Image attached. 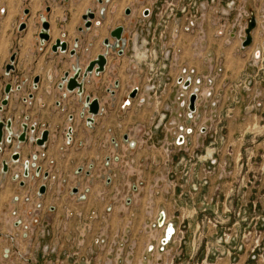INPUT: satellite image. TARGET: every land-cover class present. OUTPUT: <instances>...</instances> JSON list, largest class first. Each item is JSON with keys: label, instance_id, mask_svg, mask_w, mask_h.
Listing matches in <instances>:
<instances>
[{"label": "rangeland", "instance_id": "374dc122", "mask_svg": "<svg viewBox=\"0 0 264 264\" xmlns=\"http://www.w3.org/2000/svg\"><path fill=\"white\" fill-rule=\"evenodd\" d=\"M54 1L49 0L50 4ZM58 1L66 7L74 2L69 8L73 15V12L92 10L97 17H105V5L99 6L96 0ZM113 1V10H120L125 19H128L124 14L126 6L135 13L136 30L126 36V59L121 61L123 56L114 53V64L122 63L118 71L131 80L124 97L134 88L140 89L137 99L123 110L119 99L113 100L108 93V112L118 113L124 119L123 123H116L120 144L130 146L134 142L135 149L138 147L129 161L114 166V178L124 179L128 189L130 179L144 181L150 206L156 197L176 199L172 219L178 225L175 241L180 249L170 264L186 263L184 249L190 251V256L186 257L194 264L202 256L215 260L228 256L236 260L238 256L248 255L252 262L264 261V0H220L219 8L211 9L207 17H203L205 12L201 9L198 16L191 11L192 18L198 20L191 32L183 30L184 25H188L186 14L178 11L175 20H169L166 15L164 19L169 22L164 35H156L155 26L149 29L141 18L147 7L157 12L160 0H136L131 4L125 0L126 6L122 8L123 0ZM232 1L236 6L229 8ZM168 9L166 5L164 13ZM217 12L223 17L216 16ZM44 15L49 14L45 11ZM70 18L71 15L63 18L64 26L70 24ZM156 18H153L154 23ZM252 19H256L253 43L246 49L249 53L260 52L261 57L257 60L253 55L243 58L246 60L244 73L234 79L227 78L225 71L230 60L227 57H236L242 50L243 30H248ZM121 23L123 20L118 24ZM175 28L179 33H174ZM84 31L90 32L85 28ZM189 48L194 61L207 62V73L190 68L185 54ZM88 54L86 51L74 58L69 52L61 55H69L74 60L69 70L72 72L74 67L87 63ZM113 71L116 77L117 71ZM158 73H161L158 79L161 88L154 93L148 88ZM187 74L202 82L196 86L193 81V86L183 91L177 80ZM197 88L200 94L197 111L190 118L185 102ZM142 99L146 101L142 103ZM182 127L193 133L187 135L186 131H181ZM124 134L128 142L124 139L126 136L122 139ZM179 134L187 137L182 146L175 143ZM68 182L70 192L78 186L76 181ZM135 217L134 213L128 216L126 230L134 228ZM96 218L104 223L108 220L98 216L84 219V232L74 236L66 225L53 228L36 217L40 221L32 229L40 250L36 264H86V258L91 264H130L127 258L136 257L137 246L126 234L118 233L111 238L101 231L95 243L97 249H88L86 238ZM148 228L152 230L151 226ZM47 239L49 243L44 242ZM102 240L106 243L102 244ZM47 246H50L49 251L45 250ZM56 247L58 249L52 252ZM0 264L27 263L25 259L10 257Z\"/></svg>", "mask_w": 264, "mask_h": 264}, {"label": "crops", "instance_id": "0c3cea01", "mask_svg": "<svg viewBox=\"0 0 264 264\" xmlns=\"http://www.w3.org/2000/svg\"><path fill=\"white\" fill-rule=\"evenodd\" d=\"M124 1L121 2V8L126 6ZM135 1L129 0V3ZM58 2L60 1L56 0L50 4L49 0H0V107L5 99L6 87L9 84L13 87L9 105L0 113V120L14 119L17 131H20L18 128L21 124L28 122L29 125H37L39 132L45 130L50 132V139L45 149L26 144L21 150V163L30 161L35 155H45V158L39 161V165L43 167V174H50V179L47 182L42 179L35 183L27 182L22 187V180L14 181V172H11L4 180L5 183L1 185L0 262L11 257L15 260L25 259L27 264H36L40 251L36 242L38 239L33 237L32 232L34 226L38 225L34 224L36 217L53 228L60 229L67 226L68 232L76 236L84 232L82 228L84 219L98 216V218L106 217L108 220L105 223L97 218L92 220V231L86 238L88 249L94 251L97 249L95 243L101 231H105L111 238L118 233L126 234L131 241L136 242L137 246L136 257L127 258L130 264H170L175 252L180 249V247L177 249L175 241L178 225L172 219L176 199L165 200L163 197H156L150 206L148 204L150 199L146 193L148 189L143 188L144 181L130 179L131 185L128 189L124 179L119 176L114 178L116 173L114 166L129 161L130 156L138 149L125 145L123 140L121 142L124 145L120 144L116 123L118 121L123 123L124 119L118 113L108 112L110 91L115 92V96L111 94L110 96L113 100L119 99L121 110L124 109L123 106L132 93L124 97L126 87L130 85L131 80L122 71L121 73L118 71L122 68V63L114 64L116 57L110 54L106 72L100 77L93 75L85 84L84 97L80 98L77 93L67 94L65 90L59 89L61 79L74 65V60L69 55L52 52V46L59 39L66 41L70 50L78 41L77 53L89 52L87 63L81 66L85 69L90 62L106 52L103 47L104 42L110 38L116 28L124 27L126 36L135 32L136 23H133L135 13L125 19L120 10L118 12L113 10L112 0L109 5L110 12L108 6H105L104 9H107L105 17H97L93 29L85 32L82 31L85 28L83 17L88 7L85 13L79 11L73 12V15L69 8L73 7L74 2L70 4L71 7ZM128 8L130 7L126 6L124 14ZM47 9L51 10L50 14L46 15L51 25V42L42 47L39 41L41 31L39 19ZM26 10L30 11L28 18L24 16ZM66 15H71V22L67 27L62 22ZM122 20L123 23L118 24ZM126 21L132 22L126 24ZM22 23H26L28 29L20 33L19 27ZM227 52L224 50L225 54ZM255 52L249 53L247 49L242 48L237 52L236 57H227L230 60L227 61L225 77L232 76L234 79L244 73L246 60L243 58L252 55L257 58L259 53ZM185 54L188 56L191 69H196L201 74L207 73V62L194 61L190 48ZM13 55H17L15 71L7 76L6 68ZM125 56L126 53L121 61L126 59ZM124 66L123 62V68ZM113 70L117 71L116 77L112 75L115 74ZM193 72L195 73V70ZM37 77L40 78V83L38 89L34 90L33 83ZM116 85H119L118 89H115ZM87 96L100 99L103 109L92 127H88V115L85 118L81 117L83 102ZM133 101L131 100L130 106ZM69 129L73 130L71 142L67 138ZM126 135H122V139ZM176 139L177 137L175 141ZM16 148V141L12 147L5 148L0 156V166L3 161L11 160ZM139 159L143 160L141 156ZM14 171L21 175L23 170L19 166ZM68 181H76V185H80V194L88 191L85 201L79 202L77 196L71 195L67 186ZM43 185H47L48 190L46 195L39 197ZM141 188L145 191L142 192ZM57 191L61 194L58 195ZM104 194L105 196L102 197ZM122 196L125 198L123 199ZM133 213L136 216L133 219L134 228L126 230L127 221L130 219L128 216ZM161 213L166 215L163 228L159 226ZM169 223L175 225L176 233L163 250L166 225ZM150 226L152 230H149ZM44 242L49 243L50 240ZM184 254L186 263L180 264H194L188 260L189 257H186V255L190 256V251L184 249ZM196 264H264V261L252 262L248 255L238 256L236 260L228 256L217 260L202 256Z\"/></svg>", "mask_w": 264, "mask_h": 264}, {"label": "water", "instance_id": "95a60500", "mask_svg": "<svg viewBox=\"0 0 264 264\" xmlns=\"http://www.w3.org/2000/svg\"><path fill=\"white\" fill-rule=\"evenodd\" d=\"M65 2H69L70 0H64ZM79 1V0H74ZM99 6H107L108 1L110 0H96ZM105 10L103 9V13L105 15ZM51 10L47 9L46 13L50 14ZM30 13L27 11L24 13V16L27 17ZM130 15V10L128 9L126 11V16ZM145 16H148V11L145 12ZM97 19V15L94 11L89 10L83 17V21L85 22V30L90 31L94 25V22ZM40 23H41V31L39 34V41L42 47L46 46L51 42V25L49 21L47 20L45 15L40 16ZM256 27V19H252L249 25V28L247 30V37L245 42L243 43L242 48L246 49L250 47L253 43V37H252V31ZM28 29V25L26 23H22L19 27V32L23 33ZM84 31V29H82ZM78 41L75 42L74 48L72 50H69V44L66 41L63 40H57L54 45L52 46V52L53 54H67L70 53V56L72 58L77 57V50H78ZM104 46L106 48V52L102 55H99L97 59L90 62L85 69H83L80 65L73 68L72 72H66L63 78L61 79L60 84V91H66L67 94H74L77 93V95L80 98H83L85 95V84L89 82V79L95 75L96 77H100L106 72V68L108 66V57L110 54L116 53L118 56L122 57L126 53V49L128 46V39L126 37V30L124 27L120 26L116 28L112 33L108 40L104 42ZM259 54L257 55V57ZM17 55H13L10 59V63L6 68V75L10 76L11 73L15 71V63H16ZM193 77L190 76L186 81H184V78L181 77L178 80V84L183 85L184 91L188 90L193 86ZM201 79L196 80V86H199L201 84ZM40 78L37 77L34 80L33 88L34 90H37L39 87ZM119 85H116L115 89H118ZM21 90V89H20ZM13 92L12 85H8L5 89V99L1 103L0 107V113L4 111L5 108L9 105V98ZM198 93L199 89H195L193 93L191 94L189 98V117L193 118V115L196 113L197 108L196 104L198 101ZM110 94L112 96H115V92L110 91ZM139 94V90L135 89L129 96V100L125 103L123 108L130 106L131 100L137 99ZM32 98V97H31ZM83 112L81 117L85 118L86 115H88L87 124L88 127H92L95 123L96 117L100 116L103 112V109L101 107V101L100 99H92L90 96L85 97L83 102ZM20 131H17V126L14 122V119H8L6 121L0 120V156L4 153L5 148L12 147L14 142H17V148L16 152L12 156L10 161H3L0 166V184L2 185L5 183V179L8 175L11 174V172H14V181H20L22 180L21 186H25L27 182H35L36 180L42 179L44 182H47V180L50 179V174H43V167L42 165H39V161L43 158H45V155L38 156L35 155L32 157L30 161H25L24 163H21L22 159V146L26 144L35 145L40 149H45L49 139H50V132L48 130H45L43 132H39V129L37 125H29L28 122L23 123L19 126ZM182 132L187 133V135L192 134L193 131L191 129H185L184 127L181 128ZM72 135L73 130L69 129L67 138L69 142L72 141ZM125 141L128 142V137L126 136ZM176 144L179 146L184 145L186 142V137L183 134H180V136L176 139ZM130 147L132 149L135 148V143H131ZM19 166L22 167V173L21 175L19 173H15L14 170H16ZM48 190L47 185H43L39 191V197H43L46 195ZM86 191L84 194H80V185L74 187L71 191L72 196H77L79 199V202H83L87 198ZM165 219L166 215L165 213H161V220H160V227L165 226ZM165 239L163 240V250L164 247L169 244L172 241L173 236L176 233V228L173 223H169L166 225L165 230Z\"/></svg>", "mask_w": 264, "mask_h": 264}, {"label": "built area", "instance_id": "2783aa9c", "mask_svg": "<svg viewBox=\"0 0 264 264\" xmlns=\"http://www.w3.org/2000/svg\"><path fill=\"white\" fill-rule=\"evenodd\" d=\"M158 10L157 12L153 11L150 7H147L145 8V10H150L152 12V15H153V18L157 17L156 18V23L153 22V18H147V19H142V21H145V24H148L149 26V29L153 28V26H155L154 28V33L156 35H158L159 33L164 35L166 34V28H167V25L166 23L169 22L168 20H165L164 17L167 15V18L169 20H175L176 19V16L178 14V11H181V13L183 14H186L187 16V21H188V25H184L183 27V30H185L186 32H191L193 29L196 28L197 26V21L198 20H194L192 17H194L192 14H191V11L194 12L195 15L198 16V11L201 9L205 12V14L203 15V17H207L208 16V13L210 12L211 9H218L219 6H220V0H160V3L158 4ZM167 5V8L168 11L166 13H164V8L165 6ZM234 6H236V3L234 1L230 2L228 4V7L229 8H233ZM224 14V13H223ZM217 15H220V13L217 12L216 16ZM189 16H191V18H189ZM196 16V19L198 18ZM223 16H221L222 18ZM199 19H202V18H199ZM174 33H179V29L178 28H175L174 29ZM230 34H233L232 32ZM234 36V35H233ZM246 37H247V29H244L243 30V39L241 40V45L245 42L246 40ZM134 41H136V43L138 42V39H137V36L134 37ZM233 39V38H232ZM136 45V44H135ZM134 45V46H135ZM259 53V56L257 58H255L256 60L259 59L261 57V53ZM154 55H156V52L154 51L153 52ZM157 58V57H156ZM160 75L161 73H158L156 75V79L153 81L152 85L149 86V91H152L154 93H157V91H159V89L161 88V84L160 82L158 81V79L160 78ZM191 75L187 74L186 77H184V81H186L188 79V77H190ZM181 78V77H180ZM196 80H194V82L196 83ZM177 85H179L181 87V89L184 91L183 89V85H180L178 84V80H177ZM135 89H138L140 90L138 87L134 88L132 91H134ZM193 93V92H192ZM198 100L200 98V94L198 93ZM189 98L188 97V100L187 102H185V105H189ZM146 100L145 99H142V103H144ZM180 136V134L177 136V138ZM186 137V136H185ZM187 139V137H186ZM176 143V142H175ZM177 145V144H176ZM40 221L38 219H36L34 221V224H39ZM45 233V232H44ZM49 234V232H48ZM102 244H105L106 241L105 240H102L101 242ZM58 248L56 247L52 252H55ZM46 251H49L50 250V246H47L45 248ZM78 259L77 262L80 263V257L79 255L77 254V257ZM85 262L86 264H91V261L90 259H85Z\"/></svg>", "mask_w": 264, "mask_h": 264}, {"label": "flooded vegetation", "instance_id": "af4514ba", "mask_svg": "<svg viewBox=\"0 0 264 264\" xmlns=\"http://www.w3.org/2000/svg\"><path fill=\"white\" fill-rule=\"evenodd\" d=\"M111 2H112V0H110V1H108V12H110L109 10V5L111 4ZM129 10H130V15L129 16H127V17H131L132 15H133V13H134V11L132 10V9H130V8H128ZM128 9H126L125 10V15H126V11L128 10ZM29 12L30 13V11L29 10H26L24 13H26V12ZM107 11V9L105 10V12ZM148 11V13H149V15L148 16H145L144 14H145V12H147ZM141 15H142V13H141ZM28 17H30V14L26 17V18H28ZM141 18L142 19H147V18H153V15H152V12L150 11V10H143V15L141 16Z\"/></svg>", "mask_w": 264, "mask_h": 264}, {"label": "bare ground", "instance_id": "6f19581e", "mask_svg": "<svg viewBox=\"0 0 264 264\" xmlns=\"http://www.w3.org/2000/svg\"><path fill=\"white\" fill-rule=\"evenodd\" d=\"M138 51V50H137ZM199 96V95H198Z\"/></svg>", "mask_w": 264, "mask_h": 264}]
</instances>
